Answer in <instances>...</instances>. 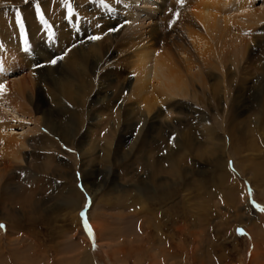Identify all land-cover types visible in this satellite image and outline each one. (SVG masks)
<instances>
[{"label": "rangeland", "instance_id": "374dc122", "mask_svg": "<svg viewBox=\"0 0 264 264\" xmlns=\"http://www.w3.org/2000/svg\"><path fill=\"white\" fill-rule=\"evenodd\" d=\"M208 1L194 5L222 13L224 0ZM127 2L0 0V84L9 94L17 83L24 85L17 102L24 111L17 107L20 119L11 123L24 148L0 166V264H82L85 258L88 264H264V88L253 94V66L264 61L263 54L254 48L237 66L224 68L206 56L204 70L191 71L196 78L186 96L169 101L171 112L166 104L150 112L130 98L136 64L118 42L132 23ZM261 4L255 0L251 9ZM225 9L232 28L241 11ZM139 17L148 24L147 16ZM192 30V40L181 43L195 65L200 59L190 43L202 47L208 40L199 27ZM155 40L161 55L162 34ZM62 61H75V68ZM136 109L143 112L131 113ZM162 148H170L168 157L159 158ZM154 178L171 186L170 201L154 192ZM70 191L78 195L76 210L68 208ZM129 192L144 198L150 192L161 212L157 227L147 226L149 216L126 217L134 214L126 209Z\"/></svg>", "mask_w": 264, "mask_h": 264}, {"label": "bare ground", "instance_id": "6f19581e", "mask_svg": "<svg viewBox=\"0 0 264 264\" xmlns=\"http://www.w3.org/2000/svg\"><path fill=\"white\" fill-rule=\"evenodd\" d=\"M150 1L151 0H128L127 2L128 12L127 13H128V17L132 20V23L126 29L127 31L126 36L123 39L118 40L119 43L127 45L128 52H130V54H132V56L134 57V60L131 61L132 62L131 65L136 64L135 74H134L135 80H134V85L131 91L130 98L134 99V101L137 104L141 103V105L147 108V110L149 111L150 110L153 111L155 106L157 105L159 106L162 104H166L165 109L167 108L168 110L169 103L171 102L170 101L171 98L176 97V96L177 97L186 96V92L188 91L187 87H189L188 86L189 83H192V79L196 78L195 75H191L190 73L196 67L199 69L202 68L201 63L203 59L205 60L207 59L206 56H211L213 59L217 60V62H214V64L216 63L215 65L222 66L221 68H224V66L227 65V63L231 65L233 64L234 67L237 66L240 63V61H242L244 53L252 54L255 51L254 48L256 49L257 52H261L264 57V0H261L262 1L261 5L263 7L257 10L251 9L255 0H235L234 2H231V0H224L225 4L222 5L224 6V8L220 7L218 9V10H221L222 13H218L217 9H214L213 4H212L213 6L212 8L214 11H210L212 8L211 9L208 8L209 6H211L209 4L207 5L205 4L204 6H201L199 4L196 7L194 5L195 0H183V5H181L180 3L176 4L175 2H178L176 0H159L158 2H150ZM241 2H242V5H241ZM141 6H144V8H142ZM225 6L228 7V9L235 8L234 10L238 11V13L239 11H241L240 14H242V16L241 15L233 16L234 18L236 17L238 21L235 22L232 28L231 26L228 25V20L226 19L232 15L228 16L227 14L228 17H225V12H228L225 9ZM242 6H245V8L247 9L241 10ZM135 9L141 10L143 11V13L139 15L138 12H135ZM175 11L178 12V16L174 14ZM152 15L154 16V18H151ZM139 16H142V17L147 16L148 24L146 23L147 21H145L144 19H139L140 18ZM149 20L151 21V25L149 24L150 22ZM154 22L156 24L155 27H154ZM192 27H197V28L199 27L205 33V37L208 40V42L207 41L203 42L202 47L200 46L195 47L196 44L190 43L192 48L195 49L196 51L194 52V58L196 56L197 60L200 59L199 61H197V64L195 65H192L194 61L196 62V60L193 61L191 59V56L189 55L188 47H184L183 44L181 43V42H184L185 39H187L189 42L192 40L193 38L192 37V32H193ZM161 34L164 38V42L162 46H164L165 51L163 54L160 55L158 54L156 50H154L152 41H154V39L156 38L155 41L158 43V40ZM243 35L248 38V41L243 40ZM196 36L198 40H200L199 35L196 34ZM207 36L210 39H213L214 42L210 41ZM250 43L251 44L253 43V47H251L252 45ZM213 45H215L216 48H213ZM202 48L204 49L203 51H202ZM83 50L84 48L79 49V51L84 52ZM172 50L173 51L175 50V53L172 52ZM215 50L217 52H215ZM76 51L77 50H75V54H73L75 60L77 59ZM92 53H95V47L92 49ZM173 53L177 55L176 59H174L175 57L173 56ZM87 56L88 55L83 54V58H86ZM182 56H185V57L182 58ZM237 56H240L241 59L236 60ZM258 59L260 60V58ZM249 60H253V57L250 56ZM189 61L191 62L187 63ZM62 62L63 64H65V66L70 65L69 67L75 68L74 67L75 61L67 62V63H65L64 61ZM256 63H257V60H256ZM78 67L79 66H76V68ZM248 67L251 68L252 66L248 64L247 69ZM181 68H183L184 77L182 73H180ZM202 70H204V68H202ZM239 70H238V73H239ZM253 70L256 71V75H257L253 83V87H254L253 94H257L259 92H262V89L264 88V85H262L264 84V77L262 75L264 74V61H262L260 65L259 63L257 65H254ZM240 73H242L241 70H240ZM207 78L208 76L206 77V79ZM203 87L205 88V84H203ZM5 90H6V87L4 88L3 92H0V107H1L0 108V160L2 161V164H3L1 165L0 163V166L2 167L4 166V163L7 159L16 158L20 153V149L24 148L23 140L15 139V136H13L12 134V130L14 129L11 128L12 126L11 123H14L12 122V119L13 121L14 120L16 121V119H20L19 118L20 114H18L14 110L17 107H20V110L24 111L23 106H20V104L17 103L18 101L22 100L20 96L23 95L24 85L22 83L20 84L17 83V88L13 90V92L10 91L12 92L10 94L9 92L8 93L5 92ZM134 103H131L130 101L129 105H132ZM14 104H17V106ZM140 107L141 106H139V108ZM141 110L143 109H140V111L136 109L135 111L131 113L138 112L140 115V113L143 112ZM5 116L6 117L11 116V117L7 121L6 119H4ZM38 128L39 126H36L35 130H38ZM182 138L186 140L185 137H182ZM150 142L151 141L149 140V143ZM133 146H134V149H136L137 145H135V143L133 144ZM165 146L166 145H164V147ZM141 148L137 147V153L142 152ZM163 148L161 152V154L163 153V156L160 155L159 158L161 157L166 158L169 155L170 148L166 152L163 150ZM156 151L158 152V150ZM148 152H152V151L148 150ZM150 154L152 155L154 153L152 152ZM152 160L154 163L158 164V158L152 157ZM10 164H12V162H10ZM153 166L154 165H151V167L149 166V168H152ZM155 166L153 167V169L158 171L160 168L157 169V167ZM216 166L221 167L219 165L218 160L216 161ZM155 175H152V176H155ZM150 180L152 181L150 182V185L152 186L153 189H155L154 192L156 193L157 191L161 192L162 200L165 201V203L170 201L171 186L166 183H163V185L160 183L158 184L157 183L158 180L156 181V178L150 179ZM140 184L141 186H138V187L143 188L144 187L143 183H140ZM135 186L136 185H134L133 187ZM141 190L142 189H139L140 192ZM145 191H146V188H145ZM71 192L72 191H70V193L67 195L68 205H69L68 208H71L70 210H76L77 202H78V195L76 193H71ZM154 192L152 194H154ZM143 194L140 195V193L138 192L135 195L132 192L128 193L127 198H128V201L129 202L131 201V202L130 204L128 203L129 206L126 209L129 210L131 208L132 211H128V212L130 213L133 212L134 214L128 215L126 213L127 214L126 217L136 219V218H140V216L141 217L149 216L150 219L145 218L146 220H148L147 226L149 228L151 227L155 228L159 224L157 220L158 218H155V217H160L161 212L154 209V207L157 206V201L154 198L150 199V195H149L150 192H148L145 195V198ZM9 196H10L9 192L8 193L5 192V198ZM128 196L134 199L129 200L130 198ZM149 202H152V205H149ZM106 203L104 205L109 204V203L107 204ZM136 206H138L141 210L139 213L138 212L136 213L135 211L137 210ZM144 208L148 211L153 210L155 213L153 212L151 215L148 212H143L142 210H144ZM126 214L124 213V215ZM121 218L123 219L122 216L119 219ZM138 230L141 231L142 229L138 227ZM82 264H88V260L85 258Z\"/></svg>", "mask_w": 264, "mask_h": 264}, {"label": "snow or ice", "instance_id": "6c2138e0", "mask_svg": "<svg viewBox=\"0 0 264 264\" xmlns=\"http://www.w3.org/2000/svg\"><path fill=\"white\" fill-rule=\"evenodd\" d=\"M29 2H30V0H25V3H29ZM64 2L67 3V0H64ZM178 3H180L181 5H183V0H178ZM36 11H37V15L39 16V18L40 19H43V16L40 15V13H39V6L36 7ZM67 11H68V15L71 16L72 15V7H71V5H69ZM176 15L178 16V13ZM16 23L19 26V28L21 29V32L23 33L24 22L21 19V16H20V12L19 11L16 12ZM115 30H117V29H110V31H115ZM49 38H51V36H49ZM90 39L96 40V39H100V37H98V36H92V37H90ZM60 59H63V56L55 57V58L51 59L50 60V63L53 64V65H55L58 62V60H60ZM4 88H5V85L4 84H0V92H3L4 91ZM0 227H3V225H0Z\"/></svg>", "mask_w": 264, "mask_h": 264}]
</instances>
